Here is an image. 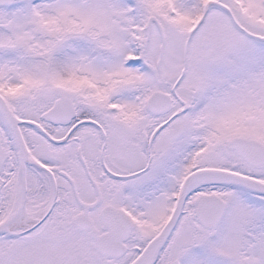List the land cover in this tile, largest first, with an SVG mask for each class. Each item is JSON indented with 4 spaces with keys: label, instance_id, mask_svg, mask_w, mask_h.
<instances>
[{
    "label": "snow or ice",
    "instance_id": "snow-or-ice-1",
    "mask_svg": "<svg viewBox=\"0 0 264 264\" xmlns=\"http://www.w3.org/2000/svg\"><path fill=\"white\" fill-rule=\"evenodd\" d=\"M0 264H264V0H0Z\"/></svg>",
    "mask_w": 264,
    "mask_h": 264
}]
</instances>
